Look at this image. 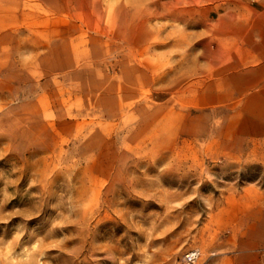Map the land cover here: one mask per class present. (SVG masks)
<instances>
[{
  "label": "rangeland",
  "instance_id": "obj_1",
  "mask_svg": "<svg viewBox=\"0 0 264 264\" xmlns=\"http://www.w3.org/2000/svg\"><path fill=\"white\" fill-rule=\"evenodd\" d=\"M250 30L264 0H0V264H264V122L221 100Z\"/></svg>",
  "mask_w": 264,
  "mask_h": 264
},
{
  "label": "crops",
  "instance_id": "obj_2",
  "mask_svg": "<svg viewBox=\"0 0 264 264\" xmlns=\"http://www.w3.org/2000/svg\"><path fill=\"white\" fill-rule=\"evenodd\" d=\"M250 32L246 40L248 51L245 59L234 64L230 72L223 76L226 96L222 94L221 100L243 102L245 117L259 118L264 122V37L256 39L254 30ZM244 212L242 209L241 213ZM259 223L256 221L253 228L258 227ZM244 246V250L253 252L262 244L260 241L249 240Z\"/></svg>",
  "mask_w": 264,
  "mask_h": 264
},
{
  "label": "built area",
  "instance_id": "obj_3",
  "mask_svg": "<svg viewBox=\"0 0 264 264\" xmlns=\"http://www.w3.org/2000/svg\"><path fill=\"white\" fill-rule=\"evenodd\" d=\"M200 256V253L198 250H193L186 254L185 259L188 264L194 263Z\"/></svg>",
  "mask_w": 264,
  "mask_h": 264
}]
</instances>
